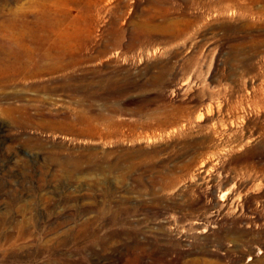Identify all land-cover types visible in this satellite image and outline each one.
Listing matches in <instances>:
<instances>
[{"label": "rangeland", "instance_id": "obj_1", "mask_svg": "<svg viewBox=\"0 0 264 264\" xmlns=\"http://www.w3.org/2000/svg\"><path fill=\"white\" fill-rule=\"evenodd\" d=\"M57 8L0 67V264H264V0Z\"/></svg>", "mask_w": 264, "mask_h": 264}, {"label": "bare ground", "instance_id": "obj_2", "mask_svg": "<svg viewBox=\"0 0 264 264\" xmlns=\"http://www.w3.org/2000/svg\"><path fill=\"white\" fill-rule=\"evenodd\" d=\"M56 5L57 0L36 1L34 3L35 11L31 14L22 11H13L4 19L0 33H2L5 40L7 39V47H4L3 51L1 50L4 53L3 56H0L1 71L4 73L25 74L31 69H36L38 66H31L35 61L31 47L32 43L35 44L34 47L40 53L45 55L50 69H55L56 62L59 61L58 55H64L66 52L65 48H62L64 49V54L60 52L59 54L58 49L61 44L63 46L66 42L68 44L66 39H69L70 29L67 24L58 18V8L56 9ZM62 36H64V39ZM62 49H60L61 52ZM9 52L14 54V60L9 59Z\"/></svg>", "mask_w": 264, "mask_h": 264}]
</instances>
